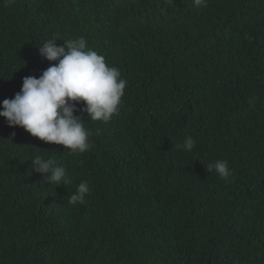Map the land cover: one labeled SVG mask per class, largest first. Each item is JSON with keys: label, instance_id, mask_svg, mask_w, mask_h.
Segmentation results:
<instances>
[{"label": "trees", "instance_id": "trees-1", "mask_svg": "<svg viewBox=\"0 0 264 264\" xmlns=\"http://www.w3.org/2000/svg\"><path fill=\"white\" fill-rule=\"evenodd\" d=\"M206 5L0 0V102L57 63L38 49L53 35L84 37L127 81L110 121L82 114L84 153L0 116V264H264V0ZM35 155L72 182L46 183Z\"/></svg>", "mask_w": 264, "mask_h": 264}, {"label": "clouds", "instance_id": "clouds-1", "mask_svg": "<svg viewBox=\"0 0 264 264\" xmlns=\"http://www.w3.org/2000/svg\"><path fill=\"white\" fill-rule=\"evenodd\" d=\"M4 3L10 6L15 0ZM193 4L207 6L206 0H193ZM58 38L61 37L53 35L38 47L43 58L57 63L43 70L38 78L25 76L20 91L0 102V116L8 126L22 127L44 142L63 145L72 153H84L92 144L82 114L87 113L88 121H110L120 112L127 81L117 67L109 66L103 55L87 46L84 37L64 39L62 45L57 44ZM81 103L83 107H78ZM195 144L196 140L188 136L180 147L191 152ZM30 163L31 170L41 173L46 183L66 187L72 182L66 168L55 159L35 155ZM206 170L225 181L232 175L225 160L207 163ZM89 193V184L83 181L68 203H84Z\"/></svg>", "mask_w": 264, "mask_h": 264}]
</instances>
